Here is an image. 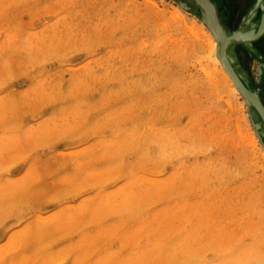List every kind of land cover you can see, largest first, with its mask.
I'll return each instance as SVG.
<instances>
[{
	"label": "rangeland",
	"instance_id": "rangeland-1",
	"mask_svg": "<svg viewBox=\"0 0 264 264\" xmlns=\"http://www.w3.org/2000/svg\"><path fill=\"white\" fill-rule=\"evenodd\" d=\"M242 1L212 0L226 36L259 20ZM207 24L195 0H0V264H264V119ZM233 49L264 107V50Z\"/></svg>",
	"mask_w": 264,
	"mask_h": 264
},
{
	"label": "water",
	"instance_id": "water-1",
	"mask_svg": "<svg viewBox=\"0 0 264 264\" xmlns=\"http://www.w3.org/2000/svg\"><path fill=\"white\" fill-rule=\"evenodd\" d=\"M195 1L199 5H202L201 2H199L198 0H195ZM205 2L208 4L209 9H204L203 7L202 8L205 10V12L208 15V24H207L208 28L210 29V31L213 33V35L220 42L219 53H220V61L223 65V67L225 68L229 77L234 82L237 89L243 94V96L246 99L250 98V99L254 100L256 108L258 109V111L260 112V114L262 115V117L264 119V107H263V105L261 104V102L259 101V99L257 98V96L255 94H253L252 92L247 90V88L245 87V85L243 84L241 79L235 73V71H234V69H233V67L229 61V58H228V49L234 43H237V44H240L243 46H247V45H251L253 43L254 44L256 43L257 47H259V51L264 50V47H263L264 46V0H256L255 1L254 8L256 9V11L259 12V20H258L257 24L255 25L254 29L251 31H248V32L239 31V32L232 34L231 36H226L225 32L220 27V25L218 23L213 22V19L218 20L216 10L213 7V5L209 2V0H205ZM248 33H251L253 35V38L247 39L244 37L242 38V37H240V35H238V34H248Z\"/></svg>",
	"mask_w": 264,
	"mask_h": 264
},
{
	"label": "bare ground",
	"instance_id": "bare-ground-1",
	"mask_svg": "<svg viewBox=\"0 0 264 264\" xmlns=\"http://www.w3.org/2000/svg\"><path fill=\"white\" fill-rule=\"evenodd\" d=\"M199 2H201V6L204 8V9H209V6H208V4L205 2V0H198ZM210 2V1H209ZM213 22L214 23H218L219 24V22H218V20H215V19H213ZM200 29H201V31H203L204 32V35L206 36V39H207V41H208V47H209V50H210V53H214V49H215V44H214V41H213V36H211L208 32H206V31H204V29H203V27L202 26H200ZM238 35H240V37H244V38H247V39H251V38H253V35L251 34V33H248V34H238ZM226 38V37H225ZM211 55V54H210ZM211 57H212V55H211ZM216 58H217V56H216ZM219 61V60H218ZM218 63V62H217ZM216 65V67H217V64H215ZM235 71V70H234ZM220 73H221V76L223 77V79H224V81H225V83L227 84V86L230 88V90H232V91H234L235 90V88L233 87V81L231 82V80L227 77V75L226 74H224L221 70H220ZM238 74V73H237ZM238 76V75H237ZM262 153V152H261ZM187 252H188V250H187ZM186 253V252H185Z\"/></svg>",
	"mask_w": 264,
	"mask_h": 264
},
{
	"label": "flooded vegetation",
	"instance_id": "flooded-vegetation-1",
	"mask_svg": "<svg viewBox=\"0 0 264 264\" xmlns=\"http://www.w3.org/2000/svg\"><path fill=\"white\" fill-rule=\"evenodd\" d=\"M210 1V3L212 4V5H214L216 8H217V10H218V7L216 6V4L215 3H213L212 2V0H209ZM225 2V4H226V7L229 9V11L230 12H232V11H237L238 12V10H239V8H241L242 7V4H243V1L242 0H224ZM213 6V7H214ZM218 12H219V10H218ZM235 13L234 15V19H235V21H234V25H238V20L240 19V15L238 14V13ZM221 18H222V16H220ZM220 18V19H221ZM221 22L223 23V25H224V20L223 19H221ZM225 26V25H224ZM226 27V26H225ZM236 29V28H235ZM231 54V59H233L234 61H236L237 62V52L233 49L232 51H231V53H229L228 54V58H229V55ZM230 61V60H229ZM231 63V62H230ZM235 67V66H234ZM234 70H235V68H233ZM235 73L237 74V72H236V70H235ZM238 75V74H237ZM239 76V75H238Z\"/></svg>",
	"mask_w": 264,
	"mask_h": 264
}]
</instances>
